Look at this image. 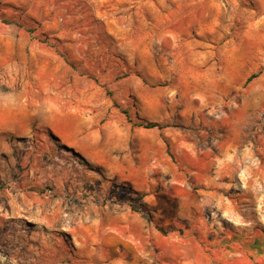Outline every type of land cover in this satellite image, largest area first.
Returning a JSON list of instances; mask_svg holds the SVG:
<instances>
[{"label": "rangeland", "instance_id": "obj_1", "mask_svg": "<svg viewBox=\"0 0 264 264\" xmlns=\"http://www.w3.org/2000/svg\"><path fill=\"white\" fill-rule=\"evenodd\" d=\"M251 256L264 0H0V264Z\"/></svg>", "mask_w": 264, "mask_h": 264}, {"label": "trees", "instance_id": "obj_2", "mask_svg": "<svg viewBox=\"0 0 264 264\" xmlns=\"http://www.w3.org/2000/svg\"><path fill=\"white\" fill-rule=\"evenodd\" d=\"M258 75H259V73L252 74V75L249 77L248 81H251L252 79L256 78ZM119 107H120V106H119ZM124 112L128 115V118H130V116H129V112L126 111V110H124ZM135 126H137V127H142V128H146V129H152V128L163 129V128H165L167 125H165V124H161V123H158V122H153V121H149V120H145V119H143L141 122L135 123ZM80 161H81L82 163H86L84 159H80ZM133 206H135V205H133ZM141 212L144 213L143 211H141ZM144 214H146V213H144ZM257 243H258L257 246H261V244H263L262 241H258ZM246 249L248 250V248H246ZM250 252H251V251H250Z\"/></svg>", "mask_w": 264, "mask_h": 264}, {"label": "crops", "instance_id": "obj_3", "mask_svg": "<svg viewBox=\"0 0 264 264\" xmlns=\"http://www.w3.org/2000/svg\"><path fill=\"white\" fill-rule=\"evenodd\" d=\"M256 255V254H255ZM251 257H254V262L256 263V264H261V262H263V261H260V260H258V258H256L255 256H251ZM259 259H262V258H259ZM263 260V259H262Z\"/></svg>", "mask_w": 264, "mask_h": 264}]
</instances>
